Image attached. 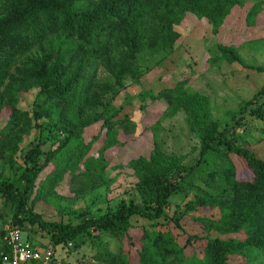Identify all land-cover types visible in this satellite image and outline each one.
Returning <instances> with one entry per match:
<instances>
[{"label": "trees", "instance_id": "16d2710c", "mask_svg": "<svg viewBox=\"0 0 264 264\" xmlns=\"http://www.w3.org/2000/svg\"><path fill=\"white\" fill-rule=\"evenodd\" d=\"M86 1L21 0L7 16L0 18V100L7 98V105L11 107L6 124L0 130V155L5 152L8 140L19 131L21 118L30 124L36 120L35 127L40 131L39 144L24 156V187L18 190L13 189L14 184H0L1 195L14 204V216L9 226L22 227L24 221L37 224L54 248L76 244L82 236L99 241L105 232L120 236L128 250L109 255L107 261L102 260L104 264H229L231 252L264 250V160L257 156L250 144H238L235 127L244 125L242 116L233 115L236 119L233 127L227 123L222 125L212 118L208 99L186 91L182 84L173 90H164L152 99L166 101L163 118L172 117L180 110L187 113L192 130L201 142L200 156L195 164L188 166L182 165L176 155L161 156L159 153L149 159L140 157L132 161L131 166L140 178L138 186L149 202H131L116 212L82 215L77 223L45 221L27 208V201L36 188L37 193L42 190L39 194L48 197L65 174L75 172L82 163L86 175L96 173L98 168L103 171L106 166L103 156L87 158L91 141H85L81 135L86 127L96 122H101L108 134L117 125L123 124L125 128L130 125L126 117L113 120L118 108L103 99L108 90L124 86V76L132 71L128 60H136L137 54L142 52L172 50L178 36L173 26L185 10L206 15L216 32L234 6L244 7L246 3V0ZM257 6L254 4L248 10V22L262 9ZM59 31L63 37L56 60L52 61L54 56L49 54L24 61L36 44ZM218 49L219 58L231 63L239 60L233 46L219 44ZM115 53L122 56L116 58ZM89 57L107 67L115 78L114 84L102 85V90H97L98 84L84 72ZM18 64L24 69L18 68L17 73L11 75L9 70ZM7 77H10L8 83ZM31 84L39 87L32 118L29 112L13 105L18 91ZM247 105L249 107L247 110L245 107L242 113L248 111L264 125V102L249 101ZM49 141H52V148L44 154L40 147ZM107 145L103 144L100 152ZM42 155L44 161L39 163ZM236 159L245 161L250 175L240 173ZM45 170H48L45 178L38 182ZM207 181L223 183L225 191L231 190L229 193H232L226 200L224 190L208 185L207 194L198 195L203 203L209 201L222 210L221 217L210 220V223L214 227L234 225L245 232V239L234 242L219 237L187 235L183 243L171 232L169 224L159 221L169 219L166 209L174 192ZM135 216L151 224L135 227L131 222ZM175 225L180 227L178 221ZM194 244L204 246L202 258L186 254L188 247ZM129 247L135 248V254ZM7 253L9 249L3 241L1 256Z\"/></svg>", "mask_w": 264, "mask_h": 264}, {"label": "rangeland", "instance_id": "374dc122", "mask_svg": "<svg viewBox=\"0 0 264 264\" xmlns=\"http://www.w3.org/2000/svg\"><path fill=\"white\" fill-rule=\"evenodd\" d=\"M18 1L21 0H0V18L7 16ZM254 4L262 9L248 22L246 14ZM173 31L178 36L172 50L138 53L136 60H128L131 61L132 71L124 76V86L108 90L103 95L106 103L111 101L112 106L118 108L113 120L126 117L130 125L126 128L123 124L117 125L108 134L102 128V123L96 122L82 133L81 137L85 141H91L87 158L102 155L106 163L103 171L100 172L98 168L96 173L86 175L83 173L86 167L82 163L75 172L68 171L65 174L63 180L55 186L53 194L43 197L39 194L42 190L37 193L36 188L30 195L27 208L39 214L42 220L77 223L82 215L116 212L119 207L131 202H149L147 195L139 188L140 178L131 166V162L140 157L149 159L155 153L161 156L176 155L182 165L195 164L200 156L201 142L192 130L187 113L180 110L172 117L163 118L166 101L163 98L152 99L164 90L175 89L178 84H182L188 92L205 96L212 118L222 125L227 123L233 127L236 121L233 115L242 116L244 125L235 127L238 144H250V148L264 160V125L251 117L248 111L242 113L245 107L246 110L249 107V101L264 102V0H246L244 7L234 6L216 32L206 15L185 10L179 22L173 26ZM62 37L60 31L52 33L43 42L36 44L23 58L24 61L40 59L49 54L54 56L52 61L56 60ZM219 44L233 46L239 60L231 63L219 58ZM121 56V53H115L116 58ZM18 68L24 69L18 64L9 73L15 75ZM84 72L92 82L98 84V91L102 90V85L115 83L107 67L93 57H89ZM9 79L6 78V83ZM38 92L37 84L29 85L18 91L13 105L29 112L32 118ZM8 103L5 97L0 100V130L11 112ZM35 121L32 120L30 124L21 118L19 131L8 140L5 152L0 155V184H14L13 189L18 190L24 187V156L39 144L40 139ZM103 144H108L107 148L100 152ZM51 146L52 141H49L40 148L46 154ZM38 161H44L43 155L39 156ZM235 162L241 174L247 172L250 175L244 160L236 159ZM46 171L41 174L38 182L45 178ZM208 185L225 191L223 183L217 181L201 182L195 187L177 190L169 199V207L166 209V216L173 221L164 218L159 221L169 224L171 232L183 243L187 235L219 237L234 242L245 239V232L236 229L234 225L214 227L210 223V220L221 217L222 210L209 201L203 203L199 199V194H207ZM229 191H225L226 200L232 196ZM1 194L0 264L3 237L14 216V204ZM174 221H178L180 227ZM131 222L138 228L151 224L138 216L133 217ZM22 227L24 238L52 245L37 224L24 221ZM122 240L120 236L105 232L102 233L101 241L82 236L76 244L59 245L55 250L60 264H104L102 260L107 261L109 255L128 250V245L123 244ZM129 250L135 254L134 247H129ZM187 250L188 256H204V246L194 244ZM228 260L229 264H264V250L231 252Z\"/></svg>", "mask_w": 264, "mask_h": 264}, {"label": "built area", "instance_id": "2783aa9c", "mask_svg": "<svg viewBox=\"0 0 264 264\" xmlns=\"http://www.w3.org/2000/svg\"><path fill=\"white\" fill-rule=\"evenodd\" d=\"M19 226H8L3 241L9 253L2 256V264H60L53 245H39L24 238Z\"/></svg>", "mask_w": 264, "mask_h": 264}, {"label": "crops", "instance_id": "0c3cea01", "mask_svg": "<svg viewBox=\"0 0 264 264\" xmlns=\"http://www.w3.org/2000/svg\"><path fill=\"white\" fill-rule=\"evenodd\" d=\"M36 242H37V241H36ZM37 243L43 245L42 242H37Z\"/></svg>", "mask_w": 264, "mask_h": 264}]
</instances>
